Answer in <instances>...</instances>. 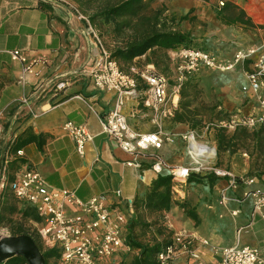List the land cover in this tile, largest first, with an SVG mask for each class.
<instances>
[{
    "label": "crops",
    "instance_id": "crops-1",
    "mask_svg": "<svg viewBox=\"0 0 264 264\" xmlns=\"http://www.w3.org/2000/svg\"><path fill=\"white\" fill-rule=\"evenodd\" d=\"M149 2L150 8H163V15L173 18L168 21L171 27L190 34V47L206 50L219 59L231 58L238 47L264 48V0ZM183 15L185 18H181ZM83 21L55 0H0V180L3 178L4 186L9 188L8 182L17 172L31 168L52 188L71 189L82 199L105 194L112 211L134 212V198L145 192L158 173H170L172 167L189 163L182 135L193 130L186 123L172 121L171 115L162 121L171 140L157 149L138 153L124 151L102 132L99 117L113 108L115 92L97 88L86 73L100 45ZM12 49L23 51L33 63L34 72L26 74L23 83L19 81L21 64L9 53ZM171 50L149 49L133 59L129 71L151 65L171 86L177 75V61ZM248 68L244 62L227 70L202 68L191 74L201 88L199 100L192 104L200 109L201 128L234 112L261 111L255 95L241 90ZM138 83V94L125 100L122 113L135 130L153 131L156 127L150 122L151 111L142 104L144 87ZM260 94L264 95V89H260ZM23 95L28 97L33 113L20 103ZM178 102L179 97L175 109ZM68 120L85 126L91 135L82 156L62 129ZM259 129L263 128H212L213 143L198 139L195 134L197 141L210 146L211 155L215 149L208 165L253 181L239 182L227 190L224 176L212 186L190 184L185 195L199 221L194 223L175 204L165 213L174 231L183 230L194 237L198 256L181 255L171 264H220L215 249L235 244L256 248L264 259V219L252 213L251 197L245 195L250 190H264V129ZM30 133L36 139L18 149L22 154L13 151L14 140ZM157 160L163 163L159 171L153 169ZM223 189L232 198L224 206L217 202ZM117 190L120 195H116ZM172 199L177 200L173 195ZM233 210L237 212L232 214ZM28 222L35 227L36 221ZM201 239L208 244H202Z\"/></svg>",
    "mask_w": 264,
    "mask_h": 264
},
{
    "label": "built area",
    "instance_id": "built-area-1",
    "mask_svg": "<svg viewBox=\"0 0 264 264\" xmlns=\"http://www.w3.org/2000/svg\"><path fill=\"white\" fill-rule=\"evenodd\" d=\"M70 10L74 11L79 19L86 21L87 28L100 45L99 53L89 62L86 73L94 85L99 89H110L115 92L113 108L105 115L99 117L101 130L110 135L124 151L138 153L149 149H157L164 141L171 140V134L164 131L162 121L173 115L177 106L181 82L189 75L202 68L227 70L239 63H248L245 71L246 83L241 86L243 92L255 95L258 113L242 114L234 112L225 118L206 123L205 128H220L233 131L236 128L264 129V48L259 45L238 47L231 58L222 60L200 48L180 46L172 49L170 54L177 61V75L175 83L171 86L165 76L154 71L153 66L145 65L140 69H131L126 72L110 57L109 52L101 45L95 30L90 26L88 19L70 0H55ZM13 60L21 64L20 82H25V75L33 73L32 61L19 49L9 51ZM143 84L142 104L151 111L150 122L156 127L153 131H137L128 123L122 113L125 100L138 94L139 83ZM31 113L28 97L23 95L19 99ZM62 129L66 131L74 142L78 155L85 152L86 143L91 135L80 124L65 121ZM182 139L186 143L189 163L174 166L170 169L172 176L171 194L175 198L182 197L181 190L186 178L191 171H212L217 176L227 177L226 187L235 188L239 182L250 184L252 178H238L230 171H224L215 166L208 165L207 161L215 155H210L209 145L204 148L202 143L191 141L196 139L193 131L184 133ZM206 146V145H205ZM22 154V150H17ZM208 153V154H207ZM163 163L159 160L153 163V169L161 170ZM140 177H142L140 175ZM4 186V179L0 180V188ZM13 195L19 200L29 203L38 216L35 228L41 238L43 248L56 247L60 249L61 264H105L114 255L121 251H128L129 246L123 242V227L126 218L133 213L112 211L107 203V195L98 194L87 199H82L71 189H58L50 187L43 176L36 170L27 168L16 173L8 182ZM223 189L218 204L224 206L232 199ZM116 195H120L117 190ZM245 195L251 197L252 213L264 219V190H250ZM233 200L239 201L237 198ZM237 211L233 210L232 214ZM194 237L183 230L174 231L171 242L168 243L157 255L160 264H171L181 255L188 254L197 257L194 248ZM202 244H208L206 239H201ZM220 257V264H264V259L256 248L247 245H231L215 249Z\"/></svg>",
    "mask_w": 264,
    "mask_h": 264
},
{
    "label": "trees",
    "instance_id": "trees-1",
    "mask_svg": "<svg viewBox=\"0 0 264 264\" xmlns=\"http://www.w3.org/2000/svg\"><path fill=\"white\" fill-rule=\"evenodd\" d=\"M77 9L87 17L90 26L96 30L103 40L108 36L114 42L108 50L109 55L119 67L129 72V66L135 57L146 51L159 49H175L189 46L192 37L188 32L171 27L170 19L163 15V8L152 9L149 0H72ZM222 6H225L223 3ZM185 18V15L181 16ZM200 87L189 75L180 84L178 107L172 121L186 123L192 130H199L202 118L199 107L192 104L199 100ZM201 106V105H200ZM263 131V129H259ZM23 134V133H22ZM36 136H18L12 150L17 151ZM172 176L170 173H158L145 192L134 198V212L126 218L123 227V242L129 246L128 251H121L107 260L105 264H160L157 255L171 242L168 232L160 216L169 210L172 204L183 210L194 223L199 216L193 206L185 201H173L171 194ZM220 176L212 171L200 170L189 172L185 184H207L212 186ZM10 179V178H9ZM237 180L238 177H236ZM151 215H156L148 220ZM29 220L37 221L35 210L25 201L16 198L7 185L0 190V227H6L10 235L28 234L40 249L44 264H61L60 249L43 248L41 238L36 229L30 231ZM148 232V237H143ZM21 255H13L0 260V264H25Z\"/></svg>",
    "mask_w": 264,
    "mask_h": 264
},
{
    "label": "water",
    "instance_id": "water-1",
    "mask_svg": "<svg viewBox=\"0 0 264 264\" xmlns=\"http://www.w3.org/2000/svg\"><path fill=\"white\" fill-rule=\"evenodd\" d=\"M13 255H21L27 264H44L40 249L28 234H0V260Z\"/></svg>",
    "mask_w": 264,
    "mask_h": 264
},
{
    "label": "rangeland",
    "instance_id": "rangeland-1",
    "mask_svg": "<svg viewBox=\"0 0 264 264\" xmlns=\"http://www.w3.org/2000/svg\"><path fill=\"white\" fill-rule=\"evenodd\" d=\"M73 3H74V2H73ZM74 4H75V3H74ZM75 5H76V4H75ZM71 11H72V10H71ZM72 13H74V11H72ZM82 21H83V20H82ZM83 22H84L85 25L87 26L86 21H83ZM95 33H96L97 36H98V33L96 32V30H95ZM89 34L95 39V37L93 36L92 33L89 32ZM98 38H99V36H98ZM104 39H105L107 45H109V44H111V43L113 42L112 39H111L110 37L106 36V35L104 36ZM99 40L101 41L103 47H104L105 49H108L107 46H105V44H104L102 38H101V39L99 38ZM197 83H198V87H200L199 82H197ZM200 89H201V88H200ZM203 126H204V125H203ZM193 131H194V133L197 135V138H198V139L201 138V139L204 140V141L207 140V141H209V142H212V140H213V138H214V133H213V131H212V128H210V127H208L207 129L204 128V127H202V128H200L199 130H193ZM200 135H202V136H200ZM212 143H213V142H212ZM183 145L185 146V142H184ZM212 153H213V150H212ZM205 185H207V184H205ZM189 186H190V184H186V185L183 186L182 191H181V193H182V197L179 196V198H178L176 201H178V202H180V201H185V202H187L190 206H192L191 202H189V201L186 199V195H185L186 190H187V188H188ZM155 216H156V215H151L150 217H148V220H152L153 217H155ZM160 218H161V220H162V222H163V225H164L165 229H166L168 232H170V236H172V235H173V228L169 225L168 214L164 212V213L160 216ZM27 226H29L30 231H33V230L35 229V227H34L33 224H31V223H30V225H27ZM146 233H147V234H145V236H143L144 238L149 236V235H148V232H146ZM0 234L10 235V233H9V231H8V229H7L6 227H0ZM25 264H27V262H26Z\"/></svg>",
    "mask_w": 264,
    "mask_h": 264
},
{
    "label": "bare ground",
    "instance_id": "bare-ground-1",
    "mask_svg": "<svg viewBox=\"0 0 264 264\" xmlns=\"http://www.w3.org/2000/svg\"><path fill=\"white\" fill-rule=\"evenodd\" d=\"M191 141H194V143L195 142H199V141H197L196 139H192ZM200 143V142H199ZM202 144L206 147V148H208L207 146H208V144L206 143V142H202ZM210 147V146H209ZM209 150H210V148H209ZM208 154V153H207ZM211 155V154H210Z\"/></svg>",
    "mask_w": 264,
    "mask_h": 264
}]
</instances>
